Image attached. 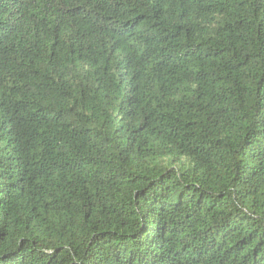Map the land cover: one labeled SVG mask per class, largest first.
<instances>
[{
  "label": "trees",
  "instance_id": "obj_1",
  "mask_svg": "<svg viewBox=\"0 0 264 264\" xmlns=\"http://www.w3.org/2000/svg\"><path fill=\"white\" fill-rule=\"evenodd\" d=\"M0 264H264V0H0Z\"/></svg>",
  "mask_w": 264,
  "mask_h": 264
}]
</instances>
